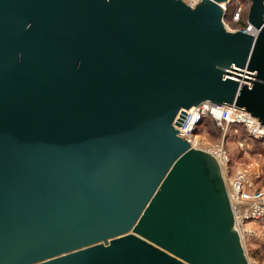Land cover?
Masks as SVG:
<instances>
[{
	"label": "water",
	"instance_id": "obj_1",
	"mask_svg": "<svg viewBox=\"0 0 264 264\" xmlns=\"http://www.w3.org/2000/svg\"><path fill=\"white\" fill-rule=\"evenodd\" d=\"M229 0H0V264H251L222 169L181 134L209 101L264 126Z\"/></svg>",
	"mask_w": 264,
	"mask_h": 264
},
{
	"label": "built area",
	"instance_id": "obj_2",
	"mask_svg": "<svg viewBox=\"0 0 264 264\" xmlns=\"http://www.w3.org/2000/svg\"><path fill=\"white\" fill-rule=\"evenodd\" d=\"M190 6H195L200 0H184ZM232 5V8L230 6ZM250 0H229L222 4L225 10L224 24L231 32L243 31L256 34L257 29L246 18L244 26L237 25L243 19L244 13L249 12ZM220 113L216 116L215 113ZM211 117L217 130L222 131L223 139L219 143L202 146L200 133H196L203 121ZM242 127L245 130V139H239V145H247L249 141L259 142L264 146V126L249 113L235 106H218L206 101L196 106L189 117L184 133L181 136L187 139L193 147L200 148L211 153L218 161L227 186L229 198L234 212L235 228L240 234L244 247L255 239H262L261 232L255 231L250 225H258L264 229V183L262 170L257 161L252 166L232 173L231 156L225 144V137L231 128Z\"/></svg>",
	"mask_w": 264,
	"mask_h": 264
},
{
	"label": "rangeland",
	"instance_id": "obj_3",
	"mask_svg": "<svg viewBox=\"0 0 264 264\" xmlns=\"http://www.w3.org/2000/svg\"><path fill=\"white\" fill-rule=\"evenodd\" d=\"M223 132L211 133V128L204 127L201 132V144L206 148L216 143H219L223 139ZM245 132L238 128V132H235V128H231L225 137V144L227 150L231 156V171L235 173L238 170L248 168L257 161L261 167L262 178L264 183V146H256L255 143L249 141L247 145L241 147L239 145V139H245ZM251 228L257 232H261L262 239H255L247 243V255L251 264H264V229L258 225L251 224Z\"/></svg>",
	"mask_w": 264,
	"mask_h": 264
},
{
	"label": "trees",
	"instance_id": "obj_4",
	"mask_svg": "<svg viewBox=\"0 0 264 264\" xmlns=\"http://www.w3.org/2000/svg\"><path fill=\"white\" fill-rule=\"evenodd\" d=\"M230 8H232V5L230 6ZM246 18H247V13H244V16H243V19L240 23H238L237 25L239 26H244L246 24ZM204 127H208V128H211V133H219V130H217L214 126V123H213V119L211 117H208L206 118L202 125L198 127V129L196 130V133H200L201 130L204 128ZM240 129H242L244 132L245 130L242 128V127H239ZM253 143V142H252ZM255 145L259 147V145L261 146V144L257 141H254Z\"/></svg>",
	"mask_w": 264,
	"mask_h": 264
},
{
	"label": "bare ground",
	"instance_id": "obj_5",
	"mask_svg": "<svg viewBox=\"0 0 264 264\" xmlns=\"http://www.w3.org/2000/svg\"><path fill=\"white\" fill-rule=\"evenodd\" d=\"M215 115L219 117L220 116V113L216 112Z\"/></svg>",
	"mask_w": 264,
	"mask_h": 264
}]
</instances>
